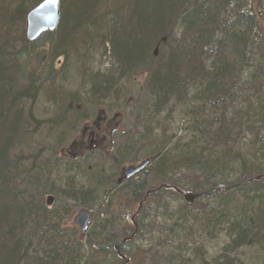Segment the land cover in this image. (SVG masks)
<instances>
[{"label": "trees", "instance_id": "trees-1", "mask_svg": "<svg viewBox=\"0 0 264 264\" xmlns=\"http://www.w3.org/2000/svg\"><path fill=\"white\" fill-rule=\"evenodd\" d=\"M41 1L0 0V264H117L115 245L133 261L136 254L127 247L141 239L152 202L162 229L149 234L161 230L170 245L164 248L172 252L184 238L214 240L221 234L225 249L211 264H232L234 248L264 247V177L250 182L264 175V164L259 165L264 157V0L254 6L259 28L247 0H62L57 30L29 44L26 14ZM252 27L260 37H253ZM98 50L111 60L110 70L76 72L84 81L79 89L87 90L92 103L119 94L121 83L137 71L147 77L156 114L175 103L188 110L189 122L192 110L198 114L192 118L201 122L197 129L194 121L190 124L186 144L163 145L143 160L150 166L125 183L119 181L127 168L115 182L103 183L99 173H91L88 188L63 183L57 197L90 210L96 190L105 185H112L110 200L125 197L128 210L136 205L137 233L125 244L122 239L135 232L130 235L125 219L116 218L115 206L98 204L97 223L82 241L67 221L71 214L65 216L69 208L61 212L44 201L55 184L41 162L49 144L63 141L65 129L62 86L75 74V63L87 64ZM60 58L65 77L53 66ZM235 86L244 89L243 97L235 96ZM46 101L52 117L44 121L37 112ZM222 101L230 107L227 115L208 114ZM109 158L119 164L116 155ZM179 170L193 175L190 185L170 179ZM147 180L161 184L151 189ZM177 190L199 199L179 207ZM179 247L182 254L199 248ZM140 250L145 254L140 264H145L152 249ZM169 255L163 264L182 263V257Z\"/></svg>", "mask_w": 264, "mask_h": 264}, {"label": "rangeland", "instance_id": "rangeland-1", "mask_svg": "<svg viewBox=\"0 0 264 264\" xmlns=\"http://www.w3.org/2000/svg\"><path fill=\"white\" fill-rule=\"evenodd\" d=\"M86 59L87 64L75 63L74 66L76 67L71 71L75 74L70 78L68 77L69 79L67 78L65 85L62 86L64 93L67 94L65 98L66 118L65 123L61 126V130L65 128L61 136L63 141L61 140L62 142L58 145L57 143L49 144L51 147L43 156V162H41L42 165H46L45 169L48 171L47 177H49L50 183L54 182L52 184H55L54 193L46 194L44 201L46 203L49 197L53 198L51 209L54 207L62 211L64 208H71L70 211L72 212L67 221L73 227L79 212L89 210V208L80 204L75 205L74 202L66 200L68 197L61 201V198L59 199L57 195L60 191H64L66 186L63 183L67 185L73 183L74 186L84 185L88 188L90 182H88L86 175H91V173H99V176L104 179L103 183L115 182L121 176L123 169L141 163L149 155H153L155 151L161 150L163 145L169 144L172 148L176 144L182 146L189 140L187 131L190 122L186 115L188 110L181 108L179 104L172 103L161 113L156 114L153 107L154 102L151 100L152 96L146 82L147 77L141 75V73H138L139 76L135 74L125 79L121 83L120 93L116 96L103 102L92 103L91 98L85 95L87 90L84 88L79 89L84 85V81L76 74L77 69L85 71V68H88L93 73L96 71L105 73L109 69L111 60L103 56L100 50ZM252 65V67L256 66L254 60ZM53 66L56 71L63 69L65 77L67 67L63 68L64 59L55 60ZM47 110L52 111L48 101L40 105L37 113L43 119L49 120L52 114L47 113ZM91 133L94 137L91 136ZM127 146H129V151L125 150ZM111 155H116L119 158L118 165L111 161L109 158ZM261 159L259 165L264 164V157ZM192 177L193 175H189L185 170H179L174 172L170 179L175 178V180L186 185L189 184V180L194 179ZM147 181L151 189L161 184L152 180ZM163 181L165 182V180ZM111 189L112 185H105L103 189L96 190L97 196L92 199V202H94L93 210H89L91 221L87 234L97 223L98 216L96 212L98 211V204L102 202L104 204L109 203L111 208L115 206L116 218L125 219L130 235L136 231V227L131 224V218L136 214L137 206L135 205L134 209H125V202L127 201L125 197L123 199L111 198L110 200ZM175 203L181 207L185 202L181 197L175 200ZM86 204L92 205L90 202ZM123 204L124 207H121ZM155 206V203L152 202L144 213L145 227L141 239L134 241L127 247L128 253L136 254L133 258V264H140L143 256L145 259V254L141 250L139 251V248L146 250L151 247L152 249L147 255L145 264H163L166 257L170 258V253H172V256L180 253L182 247L179 246L183 243L184 246L191 243L192 245L188 249L193 251L200 246L207 248V261L211 262L212 258L219 255L221 248L226 244L225 234L219 235L220 237L214 240L209 237L206 240L201 238L195 242H191V239H183L179 246H174L173 252L168 248H164L170 245L166 236L161 234V230L149 234L150 231L155 230V227L162 229V226H159L158 217L154 215ZM77 232L79 233L78 228ZM240 256L242 264H259L264 259V249L246 248L240 251ZM191 259H194L193 255H191Z\"/></svg>", "mask_w": 264, "mask_h": 264}, {"label": "bare ground", "instance_id": "bare-ground-1", "mask_svg": "<svg viewBox=\"0 0 264 264\" xmlns=\"http://www.w3.org/2000/svg\"><path fill=\"white\" fill-rule=\"evenodd\" d=\"M243 1H245V0H243ZM45 2V0H43V1H41V2H39V3H37V4H35V5H33V6H31L29 9H28V12H27V14H26V28H25V39H26V42L27 43H29V44H31V43H33V42H35V41H37L38 39H40L44 34H46V33H53V32H55L56 30H57V28H58V25H59V22H60V15H61V11H60V5H61V2H62V0H60V5H59V22H58V25H57V27H56V29L54 30V31H47V32H44L40 37H38L36 40H34V41H30L29 39H28V37H27V16H28V14L30 13V12H32L33 10H35L37 7H39L40 5H42L43 3ZM247 2H248V7H247V10L248 11H250V16L253 18L252 19V21L255 23V25H256V27H261V22H260V20L257 18V16H256V12H255V2H256V0H247ZM257 29V28H256ZM252 32H253V27H252ZM255 35H258L259 37H260V30L258 29L257 31H255V32H253V37L255 36ZM254 47V46H253ZM255 48V47H254ZM260 59V58H258L257 56H251V58L250 59ZM61 59V58H60ZM111 65V64H110ZM110 65H109V69L108 70H110ZM107 70V71H108ZM137 71H133L131 74H129V76H127V78H130V77H132V76H134L135 75V73H136ZM138 74V73H137ZM140 74H138L137 76H139ZM126 78V79H127ZM234 94H235V96L237 97H243L244 95V89L241 87V86H235L234 87ZM240 94V95H239ZM230 107L227 105V102L226 101H222V102H220V103H218L217 104V106H215L214 108H211L213 111H209L208 112V114H210V115H216V116H220V115H227V111H228V109H229ZM194 115H197L196 117H198V114L195 112V111H190L189 112V117L191 118L190 119V124H192L193 125V121L195 122V125H196V127H195V129H197V127H199L200 126V121H197L196 119H194V118H192V116H194ZM262 116L264 117V111H263V113H262ZM40 119H42V120H44L45 121V119H43L42 117H40ZM91 136L92 137H94L93 136V134L91 133ZM165 142V141H164ZM169 145V144H168ZM169 147H170V145H169ZM139 165H141V163H139V164H136V165H134V166H132V167H137V166H139ZM150 166V162H149V165H148V167ZM147 167V168H148ZM260 167V166H259ZM146 168V169H147ZM145 169V170H146ZM263 169H264V167H263ZM144 170V171H145ZM144 171H142V172H144ZM264 177V175L263 176H259V177H256V178H253V179H251L250 180V182H252V181H255V182H259L262 178ZM162 189H164V188H162ZM155 191H157V190H155ZM188 193H191V192H188ZM195 195V194H194ZM53 202V201H52ZM211 205H212V200L210 199V200H208V202L206 203V207L207 208H210L211 207ZM46 206L48 207V208H50V207H52V203H51V205H49L48 204V200L46 201ZM70 209L71 208H69V211L67 212L66 211V213H65V216H67L69 213L71 214V212L72 211H70ZM90 210V209H89ZM89 210H85V211H88L89 213H90V211ZM82 211H84V210H82ZM62 212V211H61ZM81 212V211H80ZM79 212V213H80ZM90 216H91V213H90ZM77 217V216H76ZM90 221H91V219H90ZM75 226V225H74ZM76 228H78L79 229V232H80V228L78 227V226H75ZM88 228H89V226H88ZM88 230V229H87ZM87 232V231H86ZM85 232V234L84 235H81V232H80V237H81V239H82V241L85 239V236L87 235V233ZM169 235V234H168ZM136 236V234L134 233L133 235H131V237H128V238H125V239H122V242H121V244H125V243H128L129 241H131V240H133L134 239V237ZM184 239H186V238H184ZM191 243L190 244H188L187 245V247L188 248H190L191 247ZM226 245V244H225ZM225 245L221 248V250H220V253H219V255H221L223 252H224V249H225ZM181 246H184V243L181 245ZM119 247V251H120V246L119 245H115L114 247H113V249H114V251H115V253H117L116 254V256H118V252L116 251V248H118ZM246 248H259L260 250L261 249H264V247H260V246H253V247H246ZM245 248V246H242V247H238V248H234V249H238L236 252L234 251V252H232V254L229 256L231 259H233V263L232 264H242V259H241V256H240V251L241 250H243V249H246ZM196 251V250H195ZM179 252V251H178ZM177 252V253H178ZM196 253V254H195ZM195 253H192V254H190V253H188V254H182V253H178V255H174L173 257H177V259H181V257L183 258V259H181V262L182 263H176V262H173L172 264H204V262L206 263H208V264H211V262L210 261H207V258H208V252H207V248H203V246H200L199 248H198V250L195 252ZM191 255H193V257H194V259L192 260L191 259ZM219 255H217V256H215L214 258H212V260H214L215 258H218V256ZM185 256H187V257H185ZM172 257V258H173ZM186 258V259H185ZM184 260H185V262H184ZM211 260V261H212ZM264 260V259H263ZM117 264H133V261H132V259H130V258H128V257H126L125 256V259L124 260H122V261H119V262H117Z\"/></svg>", "mask_w": 264, "mask_h": 264}, {"label": "water", "instance_id": "water-1", "mask_svg": "<svg viewBox=\"0 0 264 264\" xmlns=\"http://www.w3.org/2000/svg\"><path fill=\"white\" fill-rule=\"evenodd\" d=\"M59 5L60 0H45V2L37 7L35 10L30 12L27 16V37L30 41L36 40L38 37H40L44 32L47 31H54L58 25L59 22ZM149 165V161H143L141 165L137 167H131L127 168L123 171V177L128 179H133L137 175H139L142 171H144ZM161 188L169 189V187L162 186ZM157 191H150L147 193L145 197V201L147 198ZM177 193L182 195L185 202L189 204H194L198 199L199 195H194L193 193H183L180 190H177ZM48 204L51 205L53 198L49 197ZM142 203L139 205V208L141 209ZM138 214V212H137ZM136 214V215H137ZM134 215L131 218V222L136 227L135 234L137 233V226L135 224V216ZM90 213L88 211H81L75 221L74 225L78 226L80 228L81 235H84L85 232L88 229L89 223H90ZM116 251L118 252V256L124 260L125 256L121 254L119 251V247L116 248Z\"/></svg>", "mask_w": 264, "mask_h": 264}, {"label": "flooded vegetation", "instance_id": "flooded-vegetation-1", "mask_svg": "<svg viewBox=\"0 0 264 264\" xmlns=\"http://www.w3.org/2000/svg\"><path fill=\"white\" fill-rule=\"evenodd\" d=\"M125 182H127V180L123 177V175L121 176V178H120V181H119V183L121 184V183H125ZM120 252H121V254L122 255H124L123 253H122V251L120 250ZM125 256V255H124ZM119 257V256H118ZM121 259V258H120ZM119 259V260H120ZM120 261H122V259L120 260Z\"/></svg>", "mask_w": 264, "mask_h": 264}]
</instances>
